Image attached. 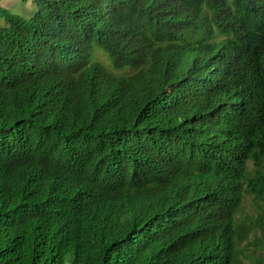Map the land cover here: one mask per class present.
Instances as JSON below:
<instances>
[{
  "label": "trees",
  "instance_id": "1",
  "mask_svg": "<svg viewBox=\"0 0 264 264\" xmlns=\"http://www.w3.org/2000/svg\"><path fill=\"white\" fill-rule=\"evenodd\" d=\"M34 4L26 18L0 5V91L9 75L5 69L15 62L30 57L43 73L53 67L25 93L9 86L2 90L27 104L16 108L7 102L0 107V145L11 148L15 142H26L30 132L39 157L49 155L62 162L63 178L57 186L48 183L56 169L44 163L39 172L22 171L36 175L31 180L1 174L0 264H197L182 255L155 260L150 247L139 252L130 220L117 222L106 242L98 245L82 227L77 195L83 180L107 187L117 176L140 172L139 149L151 141L181 131L182 141L190 142L196 128L177 117L176 90L194 99L221 82L249 115L233 139L242 148L237 164L235 159L239 169L235 182H251L250 177L257 175L258 181L264 180V0H34ZM87 25L107 26L116 34L114 41L88 35ZM218 37L226 42L228 56L213 52ZM93 44L107 52L114 68L128 69V74L114 79L107 67L99 68L92 74H100L101 83L80 84L85 65L91 66ZM197 51L209 63L207 71L193 84H179L193 75L191 70H180L169 79L176 90L166 94L167 108L156 104L157 119L152 121L148 104L160 92L147 78L154 64ZM123 97L134 107L126 121L113 116ZM229 99L226 95L222 102ZM39 195L43 196L31 204ZM27 214L40 216L31 223ZM251 235L248 264H264V217Z\"/></svg>",
  "mask_w": 264,
  "mask_h": 264
},
{
  "label": "clouds",
  "instance_id": "2",
  "mask_svg": "<svg viewBox=\"0 0 264 264\" xmlns=\"http://www.w3.org/2000/svg\"><path fill=\"white\" fill-rule=\"evenodd\" d=\"M87 26L88 35L103 42L114 41L116 34L107 26ZM217 39L220 41L213 52L228 56L230 50L226 42L222 37ZM91 47V66L85 65L80 84L101 83L100 74H92L99 72V68L107 67L109 76L114 79L128 74V69L114 68L109 63L107 52L98 45ZM96 52H102L106 59H98ZM52 67L43 73L30 57L15 62L5 69L9 70V75L2 90L9 86L21 94L25 93L35 87L39 79L50 74ZM208 67L209 63L200 51L180 60H161L154 64L147 78L153 81L152 85L160 87V92L153 95L158 96L156 101L150 100L148 104L151 120L157 119L156 104L167 108L166 94L176 90L174 84L168 82L169 79L180 70H191L193 75L181 78L179 84L197 83ZM225 85L221 82L217 87L210 86L194 99L176 90L174 110L177 117L193 123L196 128L197 135L190 142L182 141L183 133L176 131L140 147L137 162L140 172L121 175V178L117 176L107 187L101 182L82 181L81 192L77 195L81 198V223L98 245L106 242L117 222L130 220L136 248L141 252L150 247L155 260L164 261L182 255L197 264H248L253 251L252 231L264 217V180L258 181L257 175L250 177L251 182H235L239 173L235 159L242 148L233 139L237 131L243 130L244 126L240 125L247 123L249 115L235 102V93L224 89ZM2 90L0 107H6L7 102L16 108L27 104L22 97L3 94ZM226 95L231 99L222 102ZM61 107L66 118L68 106L64 104ZM100 108L105 110V107ZM133 114L130 100L123 97L117 103L113 116L126 121ZM48 119L53 118L49 115ZM29 138L26 142H15L11 148L0 145V179L1 174L7 179V173L14 175L16 180L34 179L36 175L21 174L22 171L39 172L41 163H44L48 168L56 169L48 183L57 186L63 178L62 162L49 155L39 157L36 146ZM42 196L30 203H35ZM39 216L27 214V220L33 223ZM232 217L234 226L221 227L228 224ZM203 223L216 225L217 228L208 231ZM246 230L251 232L246 235ZM203 232L206 244L200 238Z\"/></svg>",
  "mask_w": 264,
  "mask_h": 264
},
{
  "label": "rangeland",
  "instance_id": "3",
  "mask_svg": "<svg viewBox=\"0 0 264 264\" xmlns=\"http://www.w3.org/2000/svg\"><path fill=\"white\" fill-rule=\"evenodd\" d=\"M0 5L12 13L19 14L25 18L29 17L34 11L33 0H27L26 2H20V0H0ZM95 56L102 61L106 59L102 52H96ZM109 69L111 68L109 67Z\"/></svg>",
  "mask_w": 264,
  "mask_h": 264
},
{
  "label": "water",
  "instance_id": "4",
  "mask_svg": "<svg viewBox=\"0 0 264 264\" xmlns=\"http://www.w3.org/2000/svg\"><path fill=\"white\" fill-rule=\"evenodd\" d=\"M240 158H241V157H237V158H236V164H237V162L240 160ZM203 225L206 227V229H207L208 231H214V227L217 228L216 225H211V224H207V223H203ZM232 226H234V223H233V217H232L231 220L228 222V224H225L224 226H221V227H223V228H230V227H232ZM220 234H221V233H220ZM200 238H201V241H202L203 244H206V243H207L206 234H205L204 232L201 234ZM205 247H206V246H205ZM205 247H204V248H205ZM235 251H239V250H235Z\"/></svg>",
  "mask_w": 264,
  "mask_h": 264
}]
</instances>
